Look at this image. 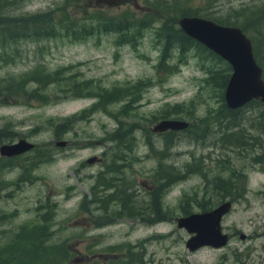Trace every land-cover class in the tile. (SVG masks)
<instances>
[{
  "label": "rangeland",
  "instance_id": "rangeland-1",
  "mask_svg": "<svg viewBox=\"0 0 264 264\" xmlns=\"http://www.w3.org/2000/svg\"><path fill=\"white\" fill-rule=\"evenodd\" d=\"M208 3L216 14L240 5L246 14L259 13L254 21L262 24L263 39L257 41V55L259 59L264 58V0H215ZM57 4L61 7H55ZM53 7L58 10L53 15L55 18L57 13L65 12L72 19L91 17L95 11L103 15L115 13L123 8L130 9L135 15L160 13L159 7L144 0H22L16 6L6 5L1 15L45 11ZM260 16L262 19L258 20ZM156 24L158 21L144 28L134 44L116 42L113 32H102L98 36L86 34L78 38L61 35L40 40H0L3 44L0 48L16 53L13 62L0 66V76L14 75L40 64L48 70L62 67L65 74L73 75V79H91L96 83L93 84L96 93L84 92L80 96L68 93L66 85L46 90L39 88L46 101L29 98L28 93L0 96V135L1 127L7 123V128L15 133L14 140L25 137L36 145L53 146L50 158L29 169L26 178L19 172L29 152L11 155L6 164L0 165V209L7 213L8 219L0 224V242L17 225L35 219L41 208L48 216L50 237L47 242H51L54 249L63 247L60 264H239L230 245L242 246L243 252L245 244L259 246L263 243L264 236L256 237L250 233L256 225L264 224V153H259L261 144L264 147V131L261 124L259 126L258 107H246L243 112L242 120L247 126L246 135L240 137L245 140L243 145L236 141V135H230L221 143L220 135L215 131L197 139H192L190 132H186L177 135L165 148L162 135L148 132L160 108L188 101L198 94L194 113L200 117L207 108L212 110L218 103L212 96L214 89L201 83L204 67L193 50L183 54L186 59L181 63L177 60L181 56L173 49L165 59L166 65H156L160 50L152 31ZM137 79H149V84L136 93L138 98L125 110H121V105L126 98L105 103L102 98L98 100L97 87L122 86ZM119 110L123 115L116 116ZM65 116L71 123L60 125L57 134L53 133L48 118ZM180 116L178 118L187 119ZM119 119L128 122L132 119L133 131L128 139L127 135H122L121 141L117 142L108 134L119 126ZM59 140L65 143L56 145L55 141ZM116 147L119 154H123L114 160L120 164L118 172L122 180L118 186L89 187L94 173L103 164L104 169L111 164ZM95 155L100 157L99 160L85 162V158ZM158 160L173 163L180 170H183L181 164L194 166L193 170H183L179 180L158 187L161 203H157L154 223L145 225L136 218L107 216L104 211L110 213L117 204L104 210L97 197L104 194L105 199L114 187L123 188L125 192L131 187H141L142 190L151 181ZM118 172H106L105 176L116 177ZM19 175L22 180H18ZM216 175L234 182L237 190L234 202L224 216L223 231H231L227 226L230 222L251 237L239 239L234 236L226 241V246L201 245L190 250L184 244L190 234L176 226L175 217L183 211L194 212L202 205H213L221 194L215 189V184L220 185V178L216 181ZM157 183L159 185L160 180ZM149 232L153 233L150 239L143 238ZM132 242L141 246L132 251ZM118 243H122L126 251L130 250V263L124 257L120 258Z\"/></svg>",
  "mask_w": 264,
  "mask_h": 264
},
{
  "label": "trees",
  "instance_id": "trees-1",
  "mask_svg": "<svg viewBox=\"0 0 264 264\" xmlns=\"http://www.w3.org/2000/svg\"><path fill=\"white\" fill-rule=\"evenodd\" d=\"M21 1L0 0L1 42L26 39L40 40L61 35H70L78 38L86 34H95L98 36L102 32H113L116 34V42L128 41L134 44L144 28L152 26L153 22L158 21V24L153 26L152 30L153 36H155L158 44H160L157 66L166 65L165 59L172 54L171 50L173 51V49L181 56V58L179 57L177 59L181 63L186 59L183 54L187 50H193L195 56L200 60V64L204 67V76L202 77L203 81L201 83L204 82V84L214 89L212 96L218 105L212 108V110L207 108V112L203 116H196L194 113L198 101V94H196L188 101L173 103L160 108L154 118H178V116L182 115L187 117L185 120L188 122L187 126L182 129H166L162 132L152 131L150 126L148 127V132L152 131L160 135H167L163 141L165 148L169 146L172 139L178 137L177 135H182V133L186 132H190L189 135H191L192 139H197L215 131L216 135H220L219 139L221 143H224L225 138L227 139L228 137L229 139L230 135H236V141L241 142L243 145L245 140L240 137L246 135L245 132L247 131V126L244 124V120H242L246 107H258V119H261L258 122L259 126L261 124V130L264 131V106L262 103L256 98H251L239 107H227L223 100V88L230 73V65L211 49L185 34L176 22V19L182 15H199L221 24L239 26L251 41L253 56L261 67V76L264 80V58L259 59L257 55V41L263 39L260 30L262 24H258L260 21H254L259 13L252 15L250 12L246 14L240 5L226 12L221 10V12L216 14L209 8L210 5L208 3L209 1L215 0H195L196 2L194 3L189 2V0H144L150 2L153 6L159 7L160 13L151 12L135 15L130 9L123 8L115 13L105 15L100 13V11H95L91 17L88 16L80 19L69 18L65 12H62L61 14L57 13L55 18L53 15L58 11L55 7L60 6V4H57L55 7L45 11L24 12L6 16L1 15L6 5L16 6ZM122 2H125V0H122ZM204 2L206 4L203 7ZM261 19V16L258 17V20ZM15 56V52L9 53L4 48H0V66L13 62ZM31 84H35V87L31 86ZM93 84L96 83L91 81V79H73V75L70 73L65 74V69L62 67L48 70L40 64H34L25 70L14 73V75L7 73L4 76H0V96L13 93L14 95H11L13 97L28 93V96H26L29 98H42L46 101L45 94L41 93L39 88L46 90L54 86L66 85L68 93L80 96L84 92L96 93ZM148 84L149 79H137L133 82H126L122 86H113L111 88L106 86L104 88L102 86L101 88L99 86L97 87L98 100L102 98L105 103L126 98V102L121 105V110H123L127 108L126 106L130 102L138 98V92ZM28 85L30 86L28 87ZM61 90L58 89V91ZM95 105L94 103L93 106ZM115 114L117 116L122 113L119 110ZM118 121L120 122L119 126L111 134H108L113 135L112 138L117 142L121 141L122 135H127L128 139V135H132L133 131L132 119L129 122L120 119ZM70 123V118L66 116L60 119L48 118V124L55 134H57V128L60 125L68 126ZM6 124L1 127L2 134L0 135V143L14 140L13 135L15 133L13 130L10 131L7 128L8 124ZM124 147L128 148L126 144H124ZM50 148L53 149V146L33 144V147L27 151L29 154L19 174L25 177L26 173H29V169L42 161L48 160L52 154ZM119 151L116 147L113 151V154H115L114 158L110 161L111 164H108L104 169L105 187L113 186L112 182H107L105 173L117 172V167L120 164L114 160L123 156L122 153L119 154ZM8 158L11 157L0 155V159H2L0 160V165L6 164L9 161ZM158 159L160 160V157ZM159 160L154 171L156 181L160 180L159 185L157 183L155 194L156 207H158L157 203H161L159 199L161 194L158 187L160 188V185L165 187V184L179 180L183 176V170H193L192 168L194 166L181 164L180 167L183 170H180L173 163L165 164ZM21 175L18 176V180H22ZM94 181L96 184L102 183V177H95ZM107 196L108 199L116 200L122 205V203L129 200L131 195L125 192L123 188L114 187V190L107 193ZM104 205L105 203H101L103 208ZM41 210L40 208V212H38V216L35 219L17 225L0 242V264H60L64 251L63 247L54 249L51 242H47L50 237L49 227L47 225L48 216L46 210ZM123 210H130V208L124 207L120 209L119 207V209H113L112 211L118 215L125 214ZM6 220H8L7 215L6 217L0 215V224H3Z\"/></svg>",
  "mask_w": 264,
  "mask_h": 264
},
{
  "label": "water",
  "instance_id": "water-1",
  "mask_svg": "<svg viewBox=\"0 0 264 264\" xmlns=\"http://www.w3.org/2000/svg\"><path fill=\"white\" fill-rule=\"evenodd\" d=\"M177 25L188 36L202 43L230 65V73L223 88V100L229 108L243 105L251 98L258 99L264 106V80L261 67L256 62L249 37L237 25L221 24L199 15H182ZM188 122L182 118L157 119L150 129H182ZM64 140L55 141L63 145ZM33 142L25 137L0 143V155L11 156L30 150ZM95 156L86 158L90 162ZM228 201L206 211H194L175 217L176 226L184 228L190 235L185 246L193 250L201 245L217 246L226 242L227 235L220 229L219 219L226 212Z\"/></svg>",
  "mask_w": 264,
  "mask_h": 264
},
{
  "label": "flooded vegetation",
  "instance_id": "flooded-vegetation-1",
  "mask_svg": "<svg viewBox=\"0 0 264 264\" xmlns=\"http://www.w3.org/2000/svg\"><path fill=\"white\" fill-rule=\"evenodd\" d=\"M104 98V97H103ZM104 100V99H103ZM157 132H162V131H157ZM170 136V135H168ZM164 137H167V135H162V139H164ZM261 148H260V152L259 153H264V147L261 144ZM102 155H104V149L102 150ZM4 156V155H3ZM100 157H98L97 155H95V157L93 158V161L99 160ZM257 162L260 161V159L256 160ZM85 162L86 158H85ZM90 163V162H88ZM82 164V163H81ZM119 165L117 167V172L119 171ZM205 171V170H204ZM102 177V183L96 184L94 179L95 177ZM218 175H216V181H218V178H220L219 183L220 185H216L215 184V189H218V192H220L221 194L217 197V199L214 201L213 205L205 207V205H202L198 211H206V210H210L212 208H214L215 206H217L220 202L222 201H228V206H227V211H229V208L231 206V203L234 202V195L237 193L236 187L234 185V182L232 181H225L223 180L221 177H217ZM115 180H117L115 182ZM122 180V177L120 175V173L118 172V175L115 176H109L107 177V182H112L113 185L118 186V182ZM212 183V182H211ZM209 183V184H211ZM218 183V184H219ZM223 183V184H222ZM156 185H157V181L155 179V176L153 175V177H151V181H149V183H147V185H144L141 190L140 188H136V189H132L129 188L126 190V192L128 194H134V196H130L129 200L125 203H122V205L113 199H106L108 196H105L104 199V194L103 195H99L97 198L101 201V203H105L104 205V210H108L109 206L111 205H115L117 204L115 209H120L126 207V208H130V210H123L125 212V214H118L115 213L114 211H112L113 209H110V213H106L104 211V213L107 216H111V217H117V218H136L137 222L139 223H144L145 225L154 223L153 220V216H155V210L157 209L156 207ZM103 187L104 188V164L102 165V167L100 169H98L94 175H93V181L90 184L89 187ZM102 188V193H104V189ZM91 200V197L89 198ZM105 200V201H104ZM192 212L190 211H183L180 215H184L187 213ZM226 212H224L223 214H221V217L219 219V223H220V229L222 232H225L227 235V240L233 238L234 236H236L239 239H243V238H250V234L248 236H246V234L242 233L240 230H238L237 227H235L234 225H232L230 222L227 224L228 228H231L230 232H226L223 231V219L225 214H227ZM0 215H4V217L7 215V213L5 211H2L0 209ZM142 221V222H141ZM233 226V227H231ZM255 230L251 231L250 233H253V235H255L256 237H261L264 236V224H260V225H256V227L254 228ZM153 233H148L145 237L143 238H149L150 239V235ZM231 237V238H230ZM119 244V250H120V258L124 257L128 263L131 262V260L128 258V254L130 253V250L126 251L123 248V244L122 243H118ZM132 251L135 247H140L141 245H139L136 242H132ZM227 243H223L217 246H213V247H221V246H226ZM202 246H208L206 245H202ZM211 246V245H210ZM245 247V250L242 252V246L238 247L237 244L233 243V245H230L229 247H232L233 249L231 250L234 253L235 259H239V264H264V241L262 244H260L258 246V244L255 243H248L243 245ZM201 247V246H200ZM133 255V257L135 256L134 253H131ZM223 256H226L223 255ZM131 257V255H130Z\"/></svg>",
  "mask_w": 264,
  "mask_h": 264
}]
</instances>
